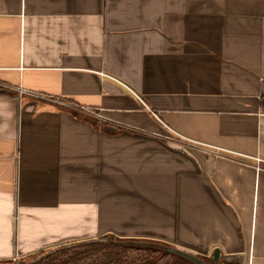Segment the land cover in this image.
Returning <instances> with one entry per match:
<instances>
[{"label": "crops", "instance_id": "obj_1", "mask_svg": "<svg viewBox=\"0 0 264 264\" xmlns=\"http://www.w3.org/2000/svg\"><path fill=\"white\" fill-rule=\"evenodd\" d=\"M104 234L264 264V0H0V261Z\"/></svg>", "mask_w": 264, "mask_h": 264}, {"label": "trees", "instance_id": "obj_2", "mask_svg": "<svg viewBox=\"0 0 264 264\" xmlns=\"http://www.w3.org/2000/svg\"><path fill=\"white\" fill-rule=\"evenodd\" d=\"M165 246L170 245L104 234L39 251L36 255L29 256L31 259H37L29 264H194L167 251ZM204 261L206 264H216L210 258H205ZM9 262L11 260H2L0 264Z\"/></svg>", "mask_w": 264, "mask_h": 264}, {"label": "rangeland", "instance_id": "obj_3", "mask_svg": "<svg viewBox=\"0 0 264 264\" xmlns=\"http://www.w3.org/2000/svg\"><path fill=\"white\" fill-rule=\"evenodd\" d=\"M40 97H42V99H44L46 101H50V102L55 103V104H57V105H59L61 107H66L67 109L78 113L81 117H87V118H89L90 120H92L94 122L98 121L97 115L95 114V112H93L91 110L82 109L81 107H79V106H77L75 104H72V103H70L69 101H66V100H60V99H57V98L46 97V96H40ZM39 251H42V250H39ZM36 254H37V252H36ZM29 256H31V255H29ZM29 256H21V257H19L17 259L12 260L8 264H29V263H34L37 260L36 258L35 259L34 258L31 259Z\"/></svg>", "mask_w": 264, "mask_h": 264}, {"label": "water", "instance_id": "obj_4", "mask_svg": "<svg viewBox=\"0 0 264 264\" xmlns=\"http://www.w3.org/2000/svg\"><path fill=\"white\" fill-rule=\"evenodd\" d=\"M167 251L172 252L178 256H181L189 261H191L194 264H206L203 259H201L199 256L191 254L189 252H186L184 250H181L179 248H175L173 246H165L164 247ZM221 258V252L219 249H215L213 251L211 259L214 260L215 262H219Z\"/></svg>", "mask_w": 264, "mask_h": 264}, {"label": "built area", "instance_id": "obj_5", "mask_svg": "<svg viewBox=\"0 0 264 264\" xmlns=\"http://www.w3.org/2000/svg\"><path fill=\"white\" fill-rule=\"evenodd\" d=\"M260 160H261L260 158H257V161H258V162H260Z\"/></svg>", "mask_w": 264, "mask_h": 264}]
</instances>
